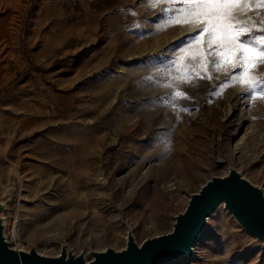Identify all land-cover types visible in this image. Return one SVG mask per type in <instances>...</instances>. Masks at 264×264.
<instances>
[{
	"label": "rangeland",
	"instance_id": "obj_1",
	"mask_svg": "<svg viewBox=\"0 0 264 264\" xmlns=\"http://www.w3.org/2000/svg\"><path fill=\"white\" fill-rule=\"evenodd\" d=\"M165 7L0 0V227L10 247L91 261L95 250L121 252L130 231L139 248L170 234L210 180L236 176L264 197V99L239 83L222 89L235 74L223 49L194 43L202 25L170 26ZM250 17L264 27L254 2L233 22L254 28ZM185 71L194 83L174 79ZM253 75L264 80V65ZM207 220L194 254L164 264H264V240L225 203Z\"/></svg>",
	"mask_w": 264,
	"mask_h": 264
},
{
	"label": "water",
	"instance_id": "obj_2",
	"mask_svg": "<svg viewBox=\"0 0 264 264\" xmlns=\"http://www.w3.org/2000/svg\"><path fill=\"white\" fill-rule=\"evenodd\" d=\"M225 203L239 223L259 240H264V197L248 182L236 176L217 178L204 184L191 196L184 214L177 217L170 234L147 241L139 248L133 241L122 252L96 254L95 261L86 263L62 254L46 259L36 252L16 251L4 240L0 227V264H164L191 253L207 219L217 206Z\"/></svg>",
	"mask_w": 264,
	"mask_h": 264
},
{
	"label": "snow or ice",
	"instance_id": "obj_3",
	"mask_svg": "<svg viewBox=\"0 0 264 264\" xmlns=\"http://www.w3.org/2000/svg\"><path fill=\"white\" fill-rule=\"evenodd\" d=\"M255 3L257 6L264 7V0H149L151 7L157 5H165L162 10L171 13L168 24L184 25L197 24L202 25L199 33L194 37V43L199 41L207 43L211 48L213 41L217 42V47L223 49L218 51L217 55L226 58V62L231 65V69L235 74L230 75L228 82L221 87L228 88L235 83H239L246 89V94L250 98L259 97L264 99V80H260L253 75V70L264 65V27L257 24L255 18L250 17L254 28H248L243 22H233L237 8L241 5H251ZM178 5V6H177ZM264 23V20H261ZM261 34L256 36L255 32ZM207 37L206 40L202 38ZM245 37H249L245 39ZM188 47L182 51H187ZM242 53V55H238ZM207 55V50H205ZM179 61H184V56L179 57ZM200 67L205 72L208 71L207 63L202 59ZM221 62L213 63V68L220 70ZM187 68H192L188 65ZM239 69V71H235ZM195 71L194 68H192ZM199 79L204 77L199 72L195 73ZM180 83H194L195 78L188 75L185 71L181 76L175 77ZM208 79H212L209 72ZM171 86V85H169ZM185 92L176 91L174 98H184Z\"/></svg>",
	"mask_w": 264,
	"mask_h": 264
},
{
	"label": "bare ground",
	"instance_id": "obj_4",
	"mask_svg": "<svg viewBox=\"0 0 264 264\" xmlns=\"http://www.w3.org/2000/svg\"><path fill=\"white\" fill-rule=\"evenodd\" d=\"M206 223H208V220L206 221ZM133 237H134V234H133V232L132 231H130V232H128V234H127V236H125V246L121 249V252L122 251H125L126 249H128V247H129V243L131 242V241H133ZM134 242V241H133ZM12 248L14 249V250H16V251H22L20 248H16V247H13L12 246ZM108 251H110V250H95V252H94V254H93V257H92V260L91 261H87V260H84V258H83V256H76V255H72V254H70V253H68L67 255L65 254V256H66V258H65V260L67 261L68 259H70V258H72V259H74V260H76V259H78V258H82L83 259V261H85L86 263H90V262H92V261H95V257H96V254H102V253H106V252H108ZM194 247H193V249H192V251H191V253H187L186 255H183V257H186V256H191V254H194ZM62 255H60L59 257H61ZM58 257V258H59Z\"/></svg>",
	"mask_w": 264,
	"mask_h": 264
}]
</instances>
